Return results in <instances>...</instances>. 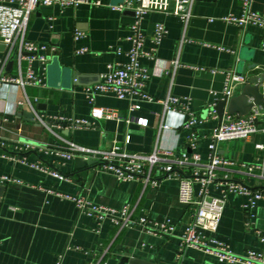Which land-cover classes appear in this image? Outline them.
Listing matches in <instances>:
<instances>
[{
    "label": "crops",
    "instance_id": "obj_1",
    "mask_svg": "<svg viewBox=\"0 0 264 264\" xmlns=\"http://www.w3.org/2000/svg\"><path fill=\"white\" fill-rule=\"evenodd\" d=\"M100 1L102 4L97 6L39 5L30 13L26 38L53 44L57 49L47 63L45 88L27 86L23 90L16 84L1 87L3 144L0 154L24 157L29 162L39 161L56 168V157L46 154L43 147H65L62 137L91 148L109 149L119 145L127 152L148 153L157 144L163 148L197 152L205 160L208 135L219 122L218 117L205 113V105L211 98V91H221L224 79L223 74L211 73L209 68L233 70L247 78L264 72V49L260 47L264 28L240 27L220 19L227 12L239 14L241 0H193L185 29V36L192 42H184L179 47L181 24L176 16L152 10L143 17L141 29L147 37L146 49L152 46L149 37L155 22H162L168 30L154 51V58L141 59L150 73L146 91L155 98H163L168 92L190 98L191 110L201 120L194 127L197 146L190 150L185 143L188 131L181 127L184 115L180 113L182 121L173 125L171 112H166L163 114L165 127L159 130L162 106L155 102H142L139 110L131 112L147 118L145 127L90 117V106L82 94V87L96 82L107 64L125 60L123 52L117 54L115 49L125 51L129 47L126 36L133 19L132 10L115 11L109 7L122 0ZM250 7L264 12V0H251ZM75 31L84 32V36L74 40ZM79 47H86L87 51L75 54L74 49ZM175 58L183 66L175 67L172 73H162L161 69ZM185 65L205 69L196 70ZM7 72L15 73L14 70ZM24 94L31 100L36 113L54 124L53 132L22 114L23 111L32 112L28 105L21 107L19 104ZM34 97L38 98L37 102L33 101ZM96 104L117 108L122 115L127 113V103L113 96L100 95ZM57 115L87 118L93 126L66 128L67 125H60L53 118ZM257 143L264 144L261 132L245 139L219 142L217 152L236 163L264 162V149L257 148ZM96 167L95 163L78 169L74 167V159L67 160L58 168L66 178L58 179L11 158L0 157V175L10 174L23 181L21 185L0 183V264H56L60 256V264H118L122 256L148 264H174L178 243L175 236L151 232L136 224L119 227L108 217L98 221L94 216L79 213L75 202L64 195L85 196L96 205L117 210L128 205L134 219L167 217L180 230L189 221V208L178 201V180L153 172L155 182L119 181L112 173L101 172ZM216 175L217 179L227 175L264 192V179L247 177L236 164L226 170H217ZM245 201L243 195L227 196L217 236L236 253L253 249L264 254V241L259 238V233L264 234V200H258L251 210L242 207ZM182 264L224 263L211 254L189 247L185 249Z\"/></svg>",
    "mask_w": 264,
    "mask_h": 264
},
{
    "label": "built area",
    "instance_id": "obj_2",
    "mask_svg": "<svg viewBox=\"0 0 264 264\" xmlns=\"http://www.w3.org/2000/svg\"><path fill=\"white\" fill-rule=\"evenodd\" d=\"M251 0H241V11L239 14L227 12L220 19L227 23L240 27L256 26L264 28V12L252 10ZM193 0H122L116 4H109L115 11L130 9L133 19L129 24V33L126 40L129 47L123 51L116 48L117 54L125 55L124 61L109 63L106 70L101 72L98 80L82 87V94L90 106V117L94 119H112L123 122L126 126L136 124L145 127L147 118L134 116L131 112L139 110L142 102H155L162 106L159 116V130L165 127L163 114L166 112H178L184 115L181 127L188 132L185 143L193 150L197 146V134L194 127L201 120L195 115L190 107V98L179 97L168 92L163 98H155L146 91V85L150 73L141 64V59L151 60L154 51L162 42L168 30L162 22H155L149 40L152 44L148 49L144 47L146 35L141 29V22L145 14L152 10H159L166 14L176 16L181 24V37L179 47L184 42H192L185 36V29L191 16ZM56 4L60 8L75 7L79 4L100 5V0H0V42L5 49L0 53V89L5 84H16L23 90L27 86L38 88L46 87L47 63L56 52V46L47 43H37L26 38L27 22L30 13L39 5ZM212 20V18H209ZM84 36V32L75 31L73 39L77 40ZM260 47L264 49V41ZM87 51L86 47L74 49L75 54ZM12 59L10 70H5L8 61ZM183 66L176 58L168 62L161 69L162 73H172L173 69ZM189 68L202 70V66L185 65ZM211 73L223 74V86L220 92L211 91V98L205 105L207 115L217 117L214 106L219 99H228L234 92L247 82V77L233 70L221 68H209ZM76 80V79H75ZM100 95L113 96L127 103V113L122 115L117 108L99 106L96 98ZM1 99V91H0ZM38 101L37 97L33 98ZM20 106L28 105L33 113V119L42 126L52 131L54 124L43 120L35 111L31 100L26 94L19 101ZM56 121L64 123L69 128H81L93 126V122L87 118L57 115L53 117ZM59 126V125H57ZM21 131V128H17ZM53 132V131H52ZM261 132L264 134V106L254 105L245 115H229L226 112L222 119L210 131L207 143L208 154L205 160L197 152H187L163 148L155 144L148 153L127 152L119 145H112L109 149L91 148L77 144L71 140L60 137L65 147L56 145L44 146L46 154L56 157V168L41 164L39 161L29 162L24 157L13 158L5 153L0 157L11 158L14 161L42 172L43 174L65 179L59 171V166L65 161L80 157L84 160H94L96 169L101 172L112 173L119 181H130L140 179L144 183L155 182L153 172L166 174V177H174L178 180V201L189 208V221L178 230L176 224L170 218L160 220H147L145 216L134 219L128 205L120 209H113L96 205L85 196L64 195L75 202L79 213L94 216L100 221L108 217L111 222L119 227H131L139 225L142 228L156 233L173 235L177 238L174 264H182L186 248L193 247L207 254H211L224 264H264V254L250 249L244 253L234 252L229 245L217 236V230L221 221L226 198L229 194L243 195L246 201L242 207L251 210L257 206V201L264 200V192L259 189H251L242 182L234 181L224 175L216 178L217 170H226L228 166L238 165V170L247 177H258L264 179V162L260 163H236L217 152V143L231 139H245L251 134ZM0 135V145L3 144ZM264 149V144L255 145ZM0 183L6 185H21L23 181L10 174H1ZM197 184V188L195 185ZM215 191L217 193H215ZM61 195V194H59ZM259 238L264 241V234L259 233ZM60 256V255H59ZM61 256L56 264H60Z\"/></svg>",
    "mask_w": 264,
    "mask_h": 264
},
{
    "label": "water",
    "instance_id": "obj_3",
    "mask_svg": "<svg viewBox=\"0 0 264 264\" xmlns=\"http://www.w3.org/2000/svg\"><path fill=\"white\" fill-rule=\"evenodd\" d=\"M4 49V44H0V51L3 52ZM12 62V59L8 61L5 68L6 71L11 69ZM254 105L264 106V72L248 77L247 82L240 87L238 92L230 96L228 99H219L214 106V110L216 111L218 120L220 121L225 112L229 115H245ZM205 113H207L206 110ZM22 114L28 116L29 119H33L32 112L23 111ZM94 164L95 161L91 159L84 160L80 157L74 158V167L78 169L91 167ZM166 175L167 173L164 174V177H166ZM118 264L148 263L136 258L122 256Z\"/></svg>",
    "mask_w": 264,
    "mask_h": 264
},
{
    "label": "clouds",
    "instance_id": "obj_4",
    "mask_svg": "<svg viewBox=\"0 0 264 264\" xmlns=\"http://www.w3.org/2000/svg\"><path fill=\"white\" fill-rule=\"evenodd\" d=\"M170 116H171L170 123H172L173 125H178V122L182 121L183 119L182 115L175 111L171 112Z\"/></svg>",
    "mask_w": 264,
    "mask_h": 264
}]
</instances>
